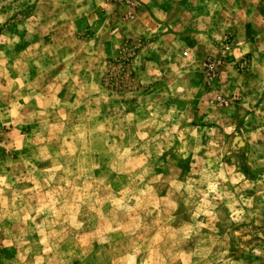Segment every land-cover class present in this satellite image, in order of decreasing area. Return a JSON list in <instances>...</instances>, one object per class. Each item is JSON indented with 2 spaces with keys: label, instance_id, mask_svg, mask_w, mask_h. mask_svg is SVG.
<instances>
[{
  "label": "rangeland",
  "instance_id": "1",
  "mask_svg": "<svg viewBox=\"0 0 264 264\" xmlns=\"http://www.w3.org/2000/svg\"><path fill=\"white\" fill-rule=\"evenodd\" d=\"M0 264H264V0H0Z\"/></svg>",
  "mask_w": 264,
  "mask_h": 264
}]
</instances>
